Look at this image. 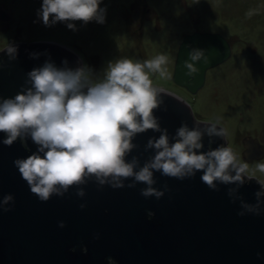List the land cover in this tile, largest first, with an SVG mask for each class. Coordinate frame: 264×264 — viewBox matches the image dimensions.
<instances>
[{
    "label": "water",
    "instance_id": "water-1",
    "mask_svg": "<svg viewBox=\"0 0 264 264\" xmlns=\"http://www.w3.org/2000/svg\"><path fill=\"white\" fill-rule=\"evenodd\" d=\"M62 44L68 47V43ZM16 49L15 58L8 53L0 66V103L26 93L32 87L29 73L46 63L58 69L81 68L77 57L61 46L36 44ZM194 49L203 51L209 62H195L198 72L188 76L184 61L189 60V52ZM231 55L232 46L220 33L187 34L177 52L172 80L191 95H197L205 85L207 72L226 62ZM161 89L164 91L160 94L162 103L153 112L161 131L149 129L136 134L132 139L135 147L125 157L126 162H137L135 171L157 153L155 148L148 147L150 139H159L166 129L172 144L180 127L187 125L190 130L195 129L188 102ZM227 132L233 140L232 133L228 129ZM26 137L35 154L43 155L30 135ZM5 139L7 134L0 132V264H109V258L116 259L118 264H264V187L254 178L245 176L243 184L216 181V188H211L202 180L203 170L184 178L153 170L152 187L164 193L160 198L142 194L148 187L146 183L137 182L134 177L124 179L126 187L134 188L135 199L126 202L121 195H116L114 207H120L121 211L122 206L130 207L139 212L144 208L152 209L159 223L148 237L143 235L122 246L123 238L118 233L112 235L114 238L109 243L108 235L95 224L107 217L90 188L86 197L79 194L74 232L60 236L50 204L53 202L42 201L32 193L16 166L15 161L29 157L21 138L11 145L4 144ZM211 139L205 141L202 137L203 148L197 150L198 154L226 147L225 137L212 136ZM245 146L249 150L247 161L263 156L257 141H245ZM248 173L259 176L250 170ZM118 192L121 194L123 190ZM9 195L13 200L5 204L4 198ZM245 205L255 210L249 211ZM108 217L112 221L114 215ZM83 243L88 245L87 254L70 251L72 245Z\"/></svg>",
    "mask_w": 264,
    "mask_h": 264
},
{
    "label": "clouds",
    "instance_id": "clouds-1",
    "mask_svg": "<svg viewBox=\"0 0 264 264\" xmlns=\"http://www.w3.org/2000/svg\"><path fill=\"white\" fill-rule=\"evenodd\" d=\"M100 3L43 0L37 15L48 27L69 21L102 24L106 10ZM67 27L76 30L75 23H67ZM6 47L15 58L17 49ZM189 60L184 61L188 76L198 72L195 62H209L205 53L196 49L189 52ZM168 63L165 54L143 61L121 58L108 64L102 79L93 78L87 67L73 71L58 69L52 63L30 72L32 87L0 103V132L7 134L6 145L30 135L39 146L38 152L43 153L15 161L32 193L47 201L54 193L63 195L70 186L84 183L86 177L95 176L101 184L111 182L113 187H123L124 179L134 177L148 185L142 191L144 196L160 198L164 193L152 187L153 170L178 178L203 170L202 180L211 188H216V181L243 184L245 176L254 178L248 174L247 162H240L230 146L198 154L204 133L187 125L177 130L175 143H169L166 129L159 139H150L148 147L157 153L139 171H135V160L126 162V155L135 147L132 139L136 134L161 131L153 112L162 103L160 94L164 91L151 77L169 79ZM217 124H209L207 134L226 137V129H218ZM256 170L264 173V163ZM79 194L84 195L83 191ZM12 200L9 195L4 203Z\"/></svg>",
    "mask_w": 264,
    "mask_h": 264
},
{
    "label": "rangeland",
    "instance_id": "rangeland-1",
    "mask_svg": "<svg viewBox=\"0 0 264 264\" xmlns=\"http://www.w3.org/2000/svg\"><path fill=\"white\" fill-rule=\"evenodd\" d=\"M134 1H101L100 8L106 10L104 23L93 20L85 24L78 21L76 35L59 30L54 32V36L61 43H68L72 50L93 57L94 62L90 67L94 70L95 79H102L108 64L118 59L143 61L165 54L169 58L167 67L170 78L159 79L156 75L151 78L156 87L173 93L176 91L172 80L173 67L185 35L197 31L219 32L232 39L236 43L234 56L219 70L225 73L236 69V77L232 80L243 76L244 82L237 83L241 88L227 91L223 89L218 93L221 99L217 103L214 100L215 107L211 109L204 106L203 99L209 92L211 96L213 90H203L195 96L194 109L202 116L217 119L233 137L239 132L236 149L239 154L241 137L254 133L264 124V0H140L146 7L136 4L141 10V17L136 23L139 33L136 41L120 18L123 12L127 19H132V12H129ZM250 11L252 15H248ZM143 20L149 22L141 24ZM54 26L49 28L53 29ZM250 58L255 59L252 67L248 61ZM213 75L214 72L211 77ZM258 164L260 163L248 165V170L256 172L264 180V173L256 170Z\"/></svg>",
    "mask_w": 264,
    "mask_h": 264
},
{
    "label": "flooded vegetation",
    "instance_id": "flooded-vegetation-1",
    "mask_svg": "<svg viewBox=\"0 0 264 264\" xmlns=\"http://www.w3.org/2000/svg\"><path fill=\"white\" fill-rule=\"evenodd\" d=\"M101 1H108V0H101ZM42 2L43 0H0V66L8 57V52L6 47L8 45L14 46L15 48L19 46L32 47L33 45L36 44L57 45L67 49L69 52H72L73 55L77 57V59L81 63V67H87L89 70H91L93 74V78H95L94 76L96 75L94 73V70L93 68L90 67V64L94 62L93 57L91 56L88 57L84 53H80L78 51L72 50L70 47H67L64 44H62L61 41L57 40V38L54 36V32L59 30H66L69 31L71 35L73 34L76 35V30L69 29L67 27V23H75L77 28L78 21L58 22L54 24L55 26L53 29H50L48 26L44 25L43 21L37 15L38 11L42 7ZM137 3H140L141 6H143L144 8L146 7L145 3L141 2L140 0H135L134 2H132L131 9L129 12V13L132 12L131 14L132 19H129V17L127 19L126 14H123V12L120 15L121 20L124 22L123 24L127 26L128 33L130 34V36L133 38L134 41L139 39L138 37L139 33L137 32L138 28H136L137 27L136 23L138 22L137 21L138 18L141 17V10L138 7H136ZM144 22L146 21L143 20L141 24H144ZM148 22L149 20H147L146 23ZM212 33H219V32H212ZM226 38L228 39V41L232 46L231 57L226 62L218 65L215 68L210 69L207 72L205 85L198 92V94H200L201 91L203 90L208 91L209 88L213 90V92L211 93V96L214 95L213 98L210 96V92H209L206 98L203 99L204 106L209 107L210 109L215 107L214 100H216L217 103L218 100L221 99L220 95L218 94L219 92H221L223 89H225V91L239 90L241 86L240 85L237 86V83L238 84L243 83L245 80L241 75L240 78L237 77L238 80L235 78L234 80H232L233 77H236L234 73L236 69L229 70L225 73H221L222 71L219 70L221 69V67H223L228 62H230L232 60V57L234 56V48H235L234 45H236V43H234L232 39L228 37ZM252 54H255V52H252ZM254 60L255 59H251V58L248 59V61H250L251 67L254 64ZM213 72L215 75L211 77V74ZM225 77H229V78L226 81H224L223 79ZM262 83H264V80H262ZM175 87H176V91H174V93H176L178 96H183V99L186 102H188V104L192 108L194 122H195V129H199L202 133H204L202 137L204 138L205 141H212L211 139L212 136H209L207 134V128L210 127L209 124L218 122L217 126H220L224 129L225 127L222 126V124L217 119H214L210 116H202L200 113H196L194 109V101L196 95H191L187 90L177 85H175ZM263 131H264V124L260 127L259 130L255 131L254 133H249L242 136L240 140L241 149L239 154H237L238 151H236L237 145L239 144L238 143L239 142L238 139L240 137L239 132H237V134L233 137L234 139L232 140V138L231 139L229 138L226 129V137L224 139V142L226 144V147L230 146L234 150L240 162H247L248 165H252L255 163H262L264 160ZM20 138L24 146L26 147L27 155L31 156L35 154V152L30 148L28 144L27 137L24 136ZM252 139L254 141H257V143H259L261 150L263 151V156L258 158L253 157L251 161H247L249 158L247 157L246 152L249 150L245 146V141H250ZM249 175L254 176V179L258 183L264 184V180L262 177L251 174ZM111 184H112L111 182L101 184L95 176H91V177H86L85 182L82 184L70 186L68 190L63 193V195L54 193L49 199L50 201L53 202L50 204L54 210V219H55L57 233L60 236H69L74 232L78 222L77 201L79 200V193L83 191L84 196L86 197L89 193L88 188H90L92 190V194L95 196L94 198L95 202L102 203V211L107 217L105 221L96 222L95 224L99 225L101 230L102 231L104 230L105 233L108 235L109 243H111V241L114 238V236L112 238V235H115L116 233H118V235L123 238L121 242L122 246H125L127 242L129 243L135 240V238L137 239L143 235L148 237V235L151 234L153 227L154 226L156 227L157 224L159 223L156 218L157 216L155 214V211L152 209L144 208L143 212H139V210L136 211L135 208L133 209L130 207H123V206H122L123 211H121L120 207L118 208L114 207V204L116 202V195L119 196L121 195L122 199L126 202H132L135 199V197L133 196V192H135V190L133 187L131 188L126 187L124 181H123L124 184L123 187H112L110 186ZM262 184L261 186L264 187V185ZM120 189L123 190V193L121 194L118 192ZM130 192H131V196H130ZM110 214L114 215L112 221H110L108 217V215ZM61 223H63L64 225L63 227H61ZM97 229L98 228H96V230ZM88 249H89L88 245L85 243L81 245L80 244L72 245L70 247L71 252L79 251L84 254L88 253ZM107 261L109 264H118V261L114 258H109L107 259Z\"/></svg>",
    "mask_w": 264,
    "mask_h": 264
}]
</instances>
